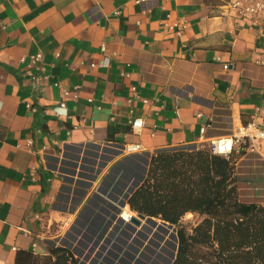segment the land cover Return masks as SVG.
Returning <instances> with one entry per match:
<instances>
[{
	"label": "crops",
	"instance_id": "obj_1",
	"mask_svg": "<svg viewBox=\"0 0 264 264\" xmlns=\"http://www.w3.org/2000/svg\"><path fill=\"white\" fill-rule=\"evenodd\" d=\"M228 1L0 0V264L33 242L45 252L46 230L71 211L58 204L65 187L83 181L89 203L115 202L139 181L123 166L238 123L264 128V24ZM136 143L145 151L124 150ZM233 155L241 199L264 198V139Z\"/></svg>",
	"mask_w": 264,
	"mask_h": 264
},
{
	"label": "trees",
	"instance_id": "obj_2",
	"mask_svg": "<svg viewBox=\"0 0 264 264\" xmlns=\"http://www.w3.org/2000/svg\"><path fill=\"white\" fill-rule=\"evenodd\" d=\"M37 119L49 134L43 108ZM236 162L233 154L227 158L210 146L177 148L151 156L147 175L127 202L138 214L176 226L177 252L171 264H264V204L240 198ZM68 170L75 174L74 169ZM77 183L83 194L87 184ZM188 213L203 216L191 231L182 223ZM110 262L107 256L100 264ZM120 262L131 264L128 258ZM15 263L85 264L71 248L51 244L44 253L18 250Z\"/></svg>",
	"mask_w": 264,
	"mask_h": 264
},
{
	"label": "rangeland",
	"instance_id": "obj_3",
	"mask_svg": "<svg viewBox=\"0 0 264 264\" xmlns=\"http://www.w3.org/2000/svg\"><path fill=\"white\" fill-rule=\"evenodd\" d=\"M200 146L201 147L202 146H210V144L200 143L199 145H197V148H199ZM190 147L191 146H184L183 148L189 150ZM183 148H180V150ZM143 162L145 163V160H140L141 164L138 161H137V163L136 162L132 163V167L136 168V170L131 169V167H128V166H123L124 172H122V174L120 176L125 179L126 173H128V171L133 172V173H136V171H139L141 173ZM148 167H149V165H148ZM142 172H145L144 169ZM140 173H139V178H138L139 181H136V183L141 182L145 178V176L147 175V173H145V176H142V175H140ZM72 183L73 182H71V184ZM247 186H250V185H247ZM61 194H62V197H61V195L59 196L58 204H61V203L68 204L69 206H71V208H70L71 211L68 212L67 214H65L64 215L65 217H63V218L60 217L58 219V221H54L52 223V225L49 227V229L46 230V235H48L46 240H49L48 245L49 244H51V245H64V246L70 248V244L63 243V241L60 240L61 237L65 236V234L68 233L74 239L75 238L74 234L79 233V234H81L82 238H80V239L76 238L77 241L79 242V243L76 242L77 245L81 247V250L83 253L84 252L88 253L92 257L94 255L95 256L98 255V253H96V251L101 250L102 252H105V248H108V246H110L111 250H113L115 252H117L116 247H119L120 250H118V254L121 256L124 255L123 252H125V251H128L130 253L131 252L134 253V259H133L134 264H137V261H139V260L145 261L147 264L148 263L149 264H171V262L174 258V255L177 252L176 247H177V240L178 239L175 236L176 229H174V226H172L169 222H167V223L170 225L169 226L170 232H168L167 234L165 232L164 234L161 235L159 230L158 231L153 230L152 232H150V231L146 230L144 227H142L140 230H137V232L134 233L133 238L126 239L125 243H122V244L120 242H118V240L114 241L113 240L114 235H112V236L110 235V237H108V241L110 240L111 242H113L111 244L110 241L107 242L106 237H105V235H107L108 229L105 230L104 227L99 228L93 222L91 224L92 227L94 226V228H95V229L93 228V231L94 230L100 231L102 234V235H98L96 233L91 232L92 227H89L87 225V223H84L85 221L89 222L87 217H92V215H93V213L91 211L87 210V207H88L87 205L91 206V204H93V202L89 203L91 200L90 196L89 197L86 196V193H84V192L82 194V192L79 190V187L69 188V189H66V187H65V189L62 190ZM243 196L245 197V195H243ZM259 196L260 195L258 193L257 195H253V198L258 200L257 201L258 203H261L260 201H263L264 198L261 196V198H260L261 200H260ZM249 199H251V198H249ZM98 209H99V207H98ZM98 209H97V211H98ZM128 209L130 210V213H132L134 216L139 217L138 213L135 212L134 210H132L130 208V206H128ZM94 213H96V212H94ZM117 214H119V212ZM103 217H105V219H107V218L110 219L112 216L109 217L108 212L105 210H103L99 213L98 218H96L97 222L100 223L102 226H106V221L104 222ZM202 218H203V216L200 214L188 213L183 217L182 223L186 226V228L188 230L191 231L193 229V227L202 220ZM113 219H116V218H113ZM159 220H161V219H159ZM80 222H83L82 225L80 224ZM114 222L117 223V221L115 220V221H113V223L111 225H113ZM75 224L81 225V227L84 230L81 231ZM116 231H118V230H116ZM115 233H117L120 237L125 235V232H123L122 230H119V232H115ZM151 234H152V236L149 237V235H151ZM83 238L85 240L81 241V239H83ZM110 238H112V239H110ZM95 241H97L96 244H94ZM102 246H104V249H102ZM72 247H77V246L72 245ZM91 247L93 248V250ZM98 252H100V251H98ZM75 253L77 255H79L77 252H75ZM106 254H107V256L110 255L108 252H106ZM101 256H102V254L99 255V258H101ZM89 260H90V258H89ZM118 261H119V259H117V262H115V263H118ZM90 263H91V261H90Z\"/></svg>",
	"mask_w": 264,
	"mask_h": 264
},
{
	"label": "built area",
	"instance_id": "obj_4",
	"mask_svg": "<svg viewBox=\"0 0 264 264\" xmlns=\"http://www.w3.org/2000/svg\"><path fill=\"white\" fill-rule=\"evenodd\" d=\"M135 1L137 3L144 4L148 0H135ZM228 6L231 10L237 12V14L241 17H243V18H256L258 20H261L264 24V0H229ZM39 57H40V55L34 56L33 60L35 61ZM259 63L264 64V54H263L262 58L259 60ZM224 67L228 68V64H225ZM32 78L35 80L40 79V77L36 76V74H32ZM262 92H263L262 94H263V105H264V88L262 89ZM145 101L147 102V100H145ZM143 124H144V120L142 118H135L132 122V127L134 129H137V128L142 127ZM262 126L263 125H261L259 122L255 121V120H253L252 122H248L246 124L245 123H238V124L234 125V128L230 134L219 137L218 139L217 138L212 139L210 141V147L214 153L224 155L227 158H229L236 150L242 151L247 146L251 150H256V149H258L259 143L261 142V140L264 139V128ZM209 127H210V124L204 125L202 127V133L204 134L206 132L207 128H209ZM183 147L184 146H182L180 148H183ZM192 147L196 148L197 145H193L190 148H192ZM124 150H126L128 152H137L140 150L145 151L142 149V145L140 143L127 144L124 146ZM150 158H151V156L149 154L148 160H147V167L149 165V159ZM132 181H133L132 183L136 182L134 180H132ZM140 183L141 182H138L133 186H131V185L128 186V188H127L128 191H123L122 192L123 196L116 198L117 200L115 199L117 201L116 204H115L116 201L113 202L107 198H105V199L104 198H98L97 202L91 204V206L89 208H87L88 211H91L93 213L92 217H88L89 222H86V221L85 222L83 221V222L87 223V225L89 227H92L91 224L94 222V224L97 227H99V228L104 227L105 230H107L111 226L113 221L116 220L117 223L115 224V222H114L115 229L117 228L116 229V230H118L117 232H119V230H122L123 232H125V235L120 237L117 233L114 234L113 230H111V232L107 231V235H105L107 242L110 241V240L108 241V237H110V235L111 236L114 235L113 240L114 241L118 240V242H120L121 244L125 243L126 239L133 238L134 233L137 232L138 229L135 226H132L129 223H127L121 216H122V213L124 211V208H126L130 205L127 202L130 195L133 193L135 188H137L139 186ZM98 207H99V209H98ZM96 208L98 209V211ZM103 210L108 212L109 217L112 216L113 218H116V219H113L111 217L110 219H108V218L105 219V217H103L104 222L106 221V226H102L100 223L97 222V219H96V218H98L99 213ZM94 212H96V213H94ZM118 212H119V214H117ZM138 215L140 217V214H138ZM152 218H155V217H150V216H145L144 218L140 217L141 222H142V220L152 219ZM131 219H132V216H131ZM157 219H160V218H157ZM83 222H80V224L82 225ZM150 222L152 223V225H149V226L145 225L143 227L146 230L152 232L154 230L153 226L155 223H153V221H150ZM172 226H174V229H176L175 225L172 224ZM93 228H94V226L91 228V232L96 233L98 235H102L100 231H93ZM176 235H177V232L175 231V236ZM112 238H110V239H112ZM96 243H97V241L94 242V244H96ZM110 243L112 244L113 242L110 241ZM32 248H33V251H35L37 253H41V252L37 251L39 249V244L37 242L32 243ZM70 248L74 252H77L80 255L79 256L75 253L77 258L85 264H100L107 257L106 252H108L110 254L108 256H110L112 259V262H110L108 264H118V263H120L121 258H128L131 261V264H134L133 263L134 253H132V252L130 253L128 251H125V252H123L125 256L124 255L121 256L118 254V250H120L119 247H116L117 252H115V251L111 250L110 246H108V248H105V252L98 250V251H100V252L96 251V253H98V255L97 256L94 255L93 257L90 256L88 253H85V252L83 253L81 250V247L80 248L79 247H72V245L70 244ZM102 249H104V246H102ZM92 250H93V248H92ZM112 251L115 252V254H111ZM100 254H102L101 258H99ZM89 258H90V260H89ZM117 259H119V261H118V263H115V262H117ZM90 261H91V263H90ZM140 261L141 260L137 261V264H141Z\"/></svg>",
	"mask_w": 264,
	"mask_h": 264
},
{
	"label": "bare ground",
	"instance_id": "obj_5",
	"mask_svg": "<svg viewBox=\"0 0 264 264\" xmlns=\"http://www.w3.org/2000/svg\"><path fill=\"white\" fill-rule=\"evenodd\" d=\"M145 165H143V169H144V171L145 172H142L141 174H142V176H145V173H146V167H147V160H145ZM144 163V162H143ZM132 186V185H131ZM126 191H128V189L126 190ZM96 210V209H95ZM131 216H133V214L132 213H130V210L128 209V207H126V208H124V211H123V213H122V218L127 222V223H129L130 225H132V226H135L138 230H140L144 225H152V223L150 222V221H153V223H155L154 224V226H153V228H154V230H157V229H159V227L162 225V223H164L162 220H159V219H157V218H152V219H145V220H142V222L140 223V224H138V226H137V224H135L134 222H132L131 221ZM106 217V216H105ZM150 220V221H149ZM115 224H116V222H115ZM115 224H113V227H112V229H110V228H108V232H111V230H113V232L115 233V232H117L116 231V229H115ZM76 226H77V224H75ZM78 228H79V225L77 226ZM81 231H82V228H79ZM166 230H168V229H166ZM158 231V230H157ZM66 236H68V237H72V236H70L68 233L67 234H65V236H62L61 237V241H63V243H67V244H72V245H76L77 247H80V246H78L77 245V243L76 242H78L77 241V239H80V238H82V236H81V234H79V233H75L74 234V236H75V238L73 239L74 241L72 242V243H69V241H68V237L66 238ZM77 236V237H76ZM152 236V234L151 235H149V237H151ZM77 238V239H76ZM84 241L85 239L83 238V239H81V241ZM79 243V242H78Z\"/></svg>",
	"mask_w": 264,
	"mask_h": 264
},
{
	"label": "water",
	"instance_id": "obj_6",
	"mask_svg": "<svg viewBox=\"0 0 264 264\" xmlns=\"http://www.w3.org/2000/svg\"><path fill=\"white\" fill-rule=\"evenodd\" d=\"M149 162H150V160H149ZM148 172V167H147V169H146V173ZM140 217L141 218H144L145 217V215L144 214H140ZM131 221L132 222H134V223H136V224H140L141 223V219L140 218H138V217H135V216H132V219H131ZM166 222V221H165ZM167 223V222H166ZM172 225V224H171ZM177 248V247H176ZM175 256H176V253H175V255H174V258H175ZM174 258H173V260H174ZM172 260V261H173Z\"/></svg>",
	"mask_w": 264,
	"mask_h": 264
}]
</instances>
